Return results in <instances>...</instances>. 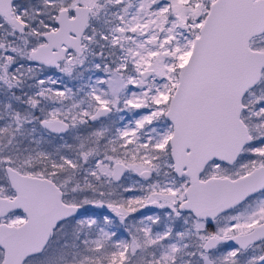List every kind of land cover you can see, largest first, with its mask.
<instances>
[{"label":"snow or ice","instance_id":"1","mask_svg":"<svg viewBox=\"0 0 264 264\" xmlns=\"http://www.w3.org/2000/svg\"><path fill=\"white\" fill-rule=\"evenodd\" d=\"M0 264H264V0H0Z\"/></svg>","mask_w":264,"mask_h":264}]
</instances>
